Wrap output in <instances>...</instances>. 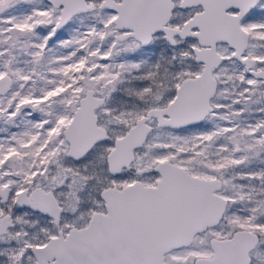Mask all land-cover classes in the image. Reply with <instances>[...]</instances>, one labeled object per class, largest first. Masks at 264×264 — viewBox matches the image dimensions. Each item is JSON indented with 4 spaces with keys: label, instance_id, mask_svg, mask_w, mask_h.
I'll list each match as a JSON object with an SVG mask.
<instances>
[{
    "label": "snow or ice",
    "instance_id": "obj_1",
    "mask_svg": "<svg viewBox=\"0 0 264 264\" xmlns=\"http://www.w3.org/2000/svg\"><path fill=\"white\" fill-rule=\"evenodd\" d=\"M0 264H264V0H0Z\"/></svg>",
    "mask_w": 264,
    "mask_h": 264
}]
</instances>
